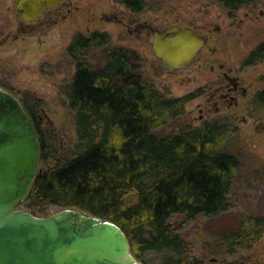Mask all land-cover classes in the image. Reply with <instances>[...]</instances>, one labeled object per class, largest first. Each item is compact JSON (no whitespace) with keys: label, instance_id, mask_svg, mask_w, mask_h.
<instances>
[{"label":"trees","instance_id":"16d2710c","mask_svg":"<svg viewBox=\"0 0 264 264\" xmlns=\"http://www.w3.org/2000/svg\"><path fill=\"white\" fill-rule=\"evenodd\" d=\"M125 1L141 8L140 0ZM94 46L106 57L101 68L79 51ZM70 50L78 64L63 90L75 110L79 150L61 156L51 134L21 102L34 121L41 167L26 207L38 212L51 205L73 207L109 219L121 227L143 264L150 263L149 251L163 254L161 264H205L189 255L188 242L169 219L182 214L192 221L230 208L228 194L240 161L224 144L235 131L211 120L200 127L183 122L160 133L169 121L183 118L186 97L162 96L135 74L129 56L109 47L105 34L77 37ZM127 193H134L131 202L125 201ZM262 225L264 215L241 214L238 228L214 238L209 249L234 253Z\"/></svg>","mask_w":264,"mask_h":264},{"label":"rangeland","instance_id":"374dc122","mask_svg":"<svg viewBox=\"0 0 264 264\" xmlns=\"http://www.w3.org/2000/svg\"><path fill=\"white\" fill-rule=\"evenodd\" d=\"M207 1L209 0H153L152 4L145 7H148V15L153 17L156 24L161 22L173 24L183 8H189V17H192L196 13L195 8L203 3L210 6V12L221 11L219 1L216 2L217 5H210ZM106 4L109 2L90 0V8L97 14L107 7ZM202 18L207 21L212 20L209 23H221L220 19L210 18V15ZM179 21L184 24L187 19H183L180 15ZM90 25L97 27V21L90 22ZM106 27L111 32L115 29L113 24H108ZM75 34L62 32L59 29V33H49L42 35L41 38L31 37L26 41H18L10 48L0 44V87L15 95L25 106L28 104L42 108L39 110L43 116L39 126L51 134L58 145V152L65 157L77 153L79 150L77 144L80 141L76 130L75 110L70 106L63 90L71 79L77 63L67 54V46L71 36ZM115 39L116 33H106L109 47L114 48L116 44L118 45ZM122 44L124 46L131 44L137 49L143 68L150 76L154 75L157 86L164 88L168 96L181 95L201 82L197 75L196 81L184 83L179 75L159 67L151 44L144 45L125 36ZM80 53L84 60L95 68H101L106 64V57L100 47H87L81 49ZM249 75L256 82L261 80L259 67L250 70ZM198 100L199 98H195L185 102V117L169 121L158 131L160 133L175 131L183 122L200 127V121L196 120ZM189 110H192L190 114ZM232 137L225 142L224 150L238 158L240 167L228 194L230 208L217 215H199L192 221H184L182 214H175L170 217L169 222L180 230L182 237L188 242V249L191 251L189 255L202 259L205 264H264V247L260 246L263 243L264 225L257 228L258 232H253L246 238L245 248L237 246L234 253H226L225 248L222 254H213L212 247L209 249L214 238L238 228L241 214L264 215V135L245 125L239 134H234ZM133 198L134 193H127L125 201L131 202ZM21 208L32 211L26 207L25 201L21 203ZM58 209L59 206L51 205L43 212L34 210L32 212L37 215H47ZM146 254L148 263L150 259L149 264H161L163 254L154 251Z\"/></svg>","mask_w":264,"mask_h":264},{"label":"flooded vegetation","instance_id":"af4514ba","mask_svg":"<svg viewBox=\"0 0 264 264\" xmlns=\"http://www.w3.org/2000/svg\"><path fill=\"white\" fill-rule=\"evenodd\" d=\"M104 1L109 4L98 14L90 8V0H59L46 6L37 16L25 18L17 8L18 0H0V44L10 48L18 41L59 33L60 29L62 32L76 33L71 36L67 46V54L75 59L70 46L77 37L89 39L97 33H116L115 43L118 45L114 49L129 56L135 74L154 86L162 96H168L164 88L157 86L154 75L150 76L143 68L137 49L131 44L124 46L122 39L124 36L130 37L153 47L155 35L195 33L203 37V43L185 63L163 67L164 61L157 58L159 67L179 75L184 83L196 81L197 75L200 77L201 82L196 87L174 96L186 97L185 102L199 98L196 120L200 121V125L206 121H219L232 127L235 134H239L246 125L264 135V0H243L231 5L222 0H209L207 2L210 5H217L219 1L221 11L210 12V6L203 3L189 17V8H183L173 24H156L153 17L148 15L149 9L145 6L152 4L153 0H140L139 10L128 5L125 0ZM180 15L187 19L186 23L179 21ZM207 15L225 24L209 23L212 20L202 18ZM96 21L97 27H91L90 22ZM108 24L115 27L113 32L106 27ZM175 25L189 30L169 29ZM258 67L261 80L256 82L249 71ZM26 105L35 113V123H39L43 117L39 111L42 108Z\"/></svg>","mask_w":264,"mask_h":264},{"label":"water","instance_id":"95a60500","mask_svg":"<svg viewBox=\"0 0 264 264\" xmlns=\"http://www.w3.org/2000/svg\"><path fill=\"white\" fill-rule=\"evenodd\" d=\"M57 1L18 0L17 8L33 18ZM202 43L195 33H164L154 36L153 49L163 67L179 66ZM39 162L31 117L15 95L0 87V264H143L121 227L109 219L73 207L47 215L22 209Z\"/></svg>","mask_w":264,"mask_h":264}]
</instances>
